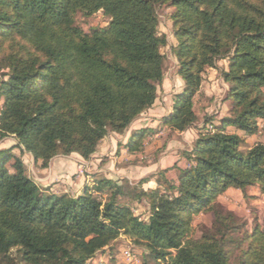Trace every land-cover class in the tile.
Listing matches in <instances>:
<instances>
[{
    "label": "trees",
    "instance_id": "trees-1",
    "mask_svg": "<svg viewBox=\"0 0 264 264\" xmlns=\"http://www.w3.org/2000/svg\"><path fill=\"white\" fill-rule=\"evenodd\" d=\"M170 10L172 53L184 85L159 128L198 131L177 177L164 170L155 189L93 177L81 193H56L28 172L24 155L47 169L56 157L89 161L109 134L130 133L140 151L159 129L132 128L158 99L167 38L159 11ZM109 23L85 31L78 17ZM221 62L227 68L219 67ZM228 85L224 116L199 125L194 98L208 69ZM0 264H89L124 235L155 264H264V228L251 232L216 203L228 188L264 197V142L243 149L264 121V0H0ZM216 121V122H215ZM148 202L147 217L132 202ZM213 217L193 237L194 215Z\"/></svg>",
    "mask_w": 264,
    "mask_h": 264
},
{
    "label": "rangeland",
    "instance_id": "rangeland-1",
    "mask_svg": "<svg viewBox=\"0 0 264 264\" xmlns=\"http://www.w3.org/2000/svg\"><path fill=\"white\" fill-rule=\"evenodd\" d=\"M169 14L170 10L166 7L159 11L160 32L168 42L167 46L161 50L164 56V81L158 88V99L154 108L138 121L141 124L145 120V124L149 126L157 125L156 120L162 118V109L165 108L162 105L172 98V94L183 83L177 73V60L172 53V47L177 44V41L172 34ZM108 23L109 19L101 12L87 19L78 17V24L85 31L106 27ZM219 65L221 68H227L226 62H221ZM227 87L219 69L211 68L206 71L201 89L194 98L199 125L202 124L206 114L215 115L216 120L217 117L226 115L229 108V103L224 101ZM1 105L2 100H0ZM155 115L158 117L156 118ZM157 129L159 130L156 134L145 138L140 151L129 152L124 144L126 137L111 133L101 142L98 151L89 161L77 155L56 157L47 169H40L33 164V159L29 154L24 155V160L31 177L48 178L42 182L43 185H58V190L67 191L70 194L81 193L85 184L93 185V177L96 176L111 178L115 181H129L132 184L152 178L150 182L143 185V188L155 189L157 187L156 177L161 171L167 170V176L170 178L177 177L174 167L185 165L186 160L182 158L183 152L192 149L198 138V131L195 128L184 133L175 132L170 128L158 127ZM235 132H238L245 140L243 149L246 150L256 142H264V121L259 123V131L255 135H247L236 130ZM15 144L16 141L13 138L0 140V148L3 149L11 148ZM58 190L53 191L59 193ZM215 202L225 212L234 214L241 224L245 223L243 232L237 235L238 238L242 237L245 232H251L256 224L264 228V197L258 187L249 188L246 195L234 188H228L217 196ZM131 204L136 216L141 219L147 217L148 202L146 200L142 203L132 202ZM212 221V215L204 211L195 214L193 237H198L202 232L211 228ZM114 245L115 255L111 256L112 251L108 249L105 254L98 255L89 264H155L147 261L144 248L135 245L132 239L124 235ZM239 254L238 249L233 251L230 257L231 263L236 262Z\"/></svg>",
    "mask_w": 264,
    "mask_h": 264
},
{
    "label": "crops",
    "instance_id": "crops-1",
    "mask_svg": "<svg viewBox=\"0 0 264 264\" xmlns=\"http://www.w3.org/2000/svg\"><path fill=\"white\" fill-rule=\"evenodd\" d=\"M183 82V81H182ZM183 89V83H182V85H180L176 90H175V92L174 93H176V92H179V91H181ZM157 102V101H156ZM156 104V103H155ZM155 106V105H154ZM162 106H164L165 108L164 109H162L163 111V113H162V117H165V116H167L168 114H169V112L171 111V109H172V99H169V101H166V103L165 104H163ZM154 108V107H153ZM152 108V109H153ZM151 109V110H152ZM166 109V110H165ZM150 110V111H151ZM165 110V111H164ZM149 111V112H150ZM148 112V113H149ZM148 113H146V114H148ZM159 114V113H158ZM145 115V114H144ZM143 115V116H144ZM222 116V115H221ZM155 117H156V115H155ZM158 117V116H157ZM156 117V118H157ZM140 118H142V116L140 117ZM140 118L133 124V127L132 128H137V129H139V128H150V129H156V128H158L159 127V125H160V120L161 119H157L156 120V122H157V125L155 126H149V125H146L145 124V120H143L142 122L143 123H141L140 124V122H138L139 120H140ZM154 122H155V120H154ZM168 127H164V129H167ZM163 129V128H162ZM231 132H233V133H236L235 132V130L234 129H232L231 128ZM129 132L128 133H126L125 135H123V136H125L126 137V139H125V141H124V144L127 142V140H128V137H129ZM156 134V133H155ZM183 158V157H182ZM183 161V160H182ZM48 178H39V177H36L35 178V180L37 181V183L40 185V186H43V187H48V186H52V190H55V191H57L58 189V185H52V184H49V185H43V183L42 182H44V180L46 181ZM111 179V178H110ZM56 186V187H55ZM59 192H67V191H60V190H58Z\"/></svg>",
    "mask_w": 264,
    "mask_h": 264
}]
</instances>
